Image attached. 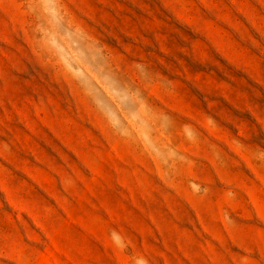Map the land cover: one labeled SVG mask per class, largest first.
Returning <instances> with one entry per match:
<instances>
[{"label": "rangeland", "instance_id": "1", "mask_svg": "<svg viewBox=\"0 0 264 264\" xmlns=\"http://www.w3.org/2000/svg\"><path fill=\"white\" fill-rule=\"evenodd\" d=\"M0 264H264V0H0Z\"/></svg>", "mask_w": 264, "mask_h": 264}]
</instances>
